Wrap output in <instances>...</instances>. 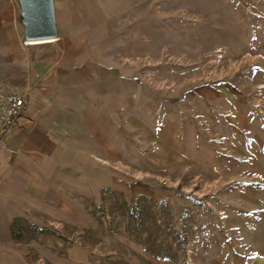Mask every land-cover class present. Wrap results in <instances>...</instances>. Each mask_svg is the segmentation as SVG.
Returning <instances> with one entry per match:
<instances>
[{
	"label": "rangeland",
	"instance_id": "1",
	"mask_svg": "<svg viewBox=\"0 0 264 264\" xmlns=\"http://www.w3.org/2000/svg\"><path fill=\"white\" fill-rule=\"evenodd\" d=\"M191 2L117 26L138 87L119 135L106 117L121 184L22 209L11 264H264V0Z\"/></svg>",
	"mask_w": 264,
	"mask_h": 264
},
{
	"label": "crops",
	"instance_id": "2",
	"mask_svg": "<svg viewBox=\"0 0 264 264\" xmlns=\"http://www.w3.org/2000/svg\"><path fill=\"white\" fill-rule=\"evenodd\" d=\"M18 1L0 0V97L27 101L24 115L0 135V264H11L12 221L22 209L121 184L105 164L121 160L106 117L117 111L119 135L122 105L138 87L117 26L155 2L163 15L200 13L191 0H51L55 38L30 46L24 22L11 19L12 10L23 18ZM179 134L169 143L185 150Z\"/></svg>",
	"mask_w": 264,
	"mask_h": 264
},
{
	"label": "water",
	"instance_id": "3",
	"mask_svg": "<svg viewBox=\"0 0 264 264\" xmlns=\"http://www.w3.org/2000/svg\"><path fill=\"white\" fill-rule=\"evenodd\" d=\"M27 42H46L55 38L51 0H21Z\"/></svg>",
	"mask_w": 264,
	"mask_h": 264
},
{
	"label": "built area",
	"instance_id": "4",
	"mask_svg": "<svg viewBox=\"0 0 264 264\" xmlns=\"http://www.w3.org/2000/svg\"><path fill=\"white\" fill-rule=\"evenodd\" d=\"M27 109V101L24 96L9 94L0 99V135H4L8 129L24 115Z\"/></svg>",
	"mask_w": 264,
	"mask_h": 264
},
{
	"label": "bare ground",
	"instance_id": "5",
	"mask_svg": "<svg viewBox=\"0 0 264 264\" xmlns=\"http://www.w3.org/2000/svg\"><path fill=\"white\" fill-rule=\"evenodd\" d=\"M43 43H45V42H26V45L32 46V45H40V44H43Z\"/></svg>",
	"mask_w": 264,
	"mask_h": 264
}]
</instances>
